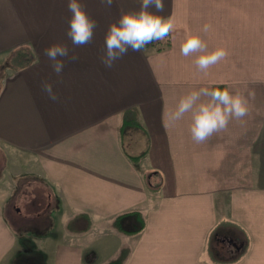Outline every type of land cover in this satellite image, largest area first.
<instances>
[{"label": "crops", "instance_id": "obj_1", "mask_svg": "<svg viewBox=\"0 0 264 264\" xmlns=\"http://www.w3.org/2000/svg\"><path fill=\"white\" fill-rule=\"evenodd\" d=\"M68 3L0 0V63L24 59L4 67L0 87V264H105L121 253L123 264H264V0H164L170 45L130 50L111 69L100 59L108 26L139 0H81L98 26L80 47L67 36ZM189 32L229 56L205 75L180 52ZM54 43L79 57L61 76L44 55ZM201 87L255 97L243 122L197 144L190 115L165 127L164 112ZM126 111L140 125L124 126ZM136 213L145 225L128 233ZM223 222L248 237L233 262L208 252Z\"/></svg>", "mask_w": 264, "mask_h": 264}, {"label": "clouds", "instance_id": "obj_2", "mask_svg": "<svg viewBox=\"0 0 264 264\" xmlns=\"http://www.w3.org/2000/svg\"><path fill=\"white\" fill-rule=\"evenodd\" d=\"M101 3L111 7L113 0H101ZM140 7L135 11L122 12L118 20L112 22L104 37L105 50L100 57L102 64L111 69L117 60L132 52H141L148 44L163 41L169 37L175 28L172 16H162L165 9L164 0H139ZM150 9H155V12ZM68 10L71 13L67 36L76 47L90 44L93 40L97 22L89 16L81 0H69ZM212 25L205 23L201 32L207 34ZM184 57L195 55L197 69L208 74V70L227 59L229 51L225 46H217L209 50L207 43L200 34L187 33L180 46ZM44 55L51 62L53 72L61 76L66 62H76L79 57L70 55L67 45L54 43L44 49ZM41 87L52 101L59 99L53 90V85L42 81ZM255 93L230 87H201L182 95L173 109L164 112V126L181 121L190 115L189 131L191 139L197 144L209 140L214 135L228 130L231 121L243 122L250 114V99Z\"/></svg>", "mask_w": 264, "mask_h": 264}, {"label": "trees", "instance_id": "obj_3", "mask_svg": "<svg viewBox=\"0 0 264 264\" xmlns=\"http://www.w3.org/2000/svg\"><path fill=\"white\" fill-rule=\"evenodd\" d=\"M170 45V38L163 41H155L148 44L146 48L153 47L154 49L160 50ZM21 56L25 57V54ZM123 124L129 125H140V123L134 119L130 112L126 111L123 116ZM134 159H139V156L133 157ZM123 215V214H122ZM139 225L135 226L133 229L127 230L128 233H137L141 231L145 225V221L140 217L139 213ZM118 217H121L118 216ZM236 226L230 223H220L211 231L208 239V252L210 256L219 262H233L237 260L241 255H243L248 246V237L244 232L239 233L235 228ZM124 255L121 253L116 258L106 262L105 264H123Z\"/></svg>", "mask_w": 264, "mask_h": 264}, {"label": "rangeland", "instance_id": "obj_4", "mask_svg": "<svg viewBox=\"0 0 264 264\" xmlns=\"http://www.w3.org/2000/svg\"><path fill=\"white\" fill-rule=\"evenodd\" d=\"M17 55L13 56L7 61L6 59V62L4 61V63H0V87H1V79L4 75V73L7 71L4 67L7 65H10V66H13V65H19V64H22L24 61V59L20 58L19 57H16ZM28 207H30V205L28 204L27 205ZM37 264V262H35Z\"/></svg>", "mask_w": 264, "mask_h": 264}]
</instances>
